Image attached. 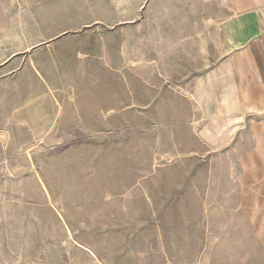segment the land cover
<instances>
[{
    "label": "rangeland",
    "instance_id": "374dc122",
    "mask_svg": "<svg viewBox=\"0 0 264 264\" xmlns=\"http://www.w3.org/2000/svg\"><path fill=\"white\" fill-rule=\"evenodd\" d=\"M69 5L0 0V264H264L258 112L214 143L181 62H139L145 30L71 29Z\"/></svg>",
    "mask_w": 264,
    "mask_h": 264
},
{
    "label": "crops",
    "instance_id": "0c3cea01",
    "mask_svg": "<svg viewBox=\"0 0 264 264\" xmlns=\"http://www.w3.org/2000/svg\"><path fill=\"white\" fill-rule=\"evenodd\" d=\"M68 9L71 18L84 20L71 29L86 30L92 27L87 23H91L116 30V34L127 27L137 33L145 30L147 41L142 33L138 45L146 53L139 62H181L184 101L189 102L187 95L192 90L198 107L209 110L214 143L228 141L230 127L247 123L248 118L239 115L258 112L259 155L252 154L261 158L264 169V0H70ZM60 38L65 37L58 36L54 47ZM121 45L124 46V39ZM74 53L78 58L77 45ZM104 76L120 78L117 81L124 88L122 72L106 69ZM138 76H144L146 83V75ZM149 78L153 82L152 73ZM155 88L153 85L151 92ZM96 92L85 91L82 102L86 106L73 109L76 119L97 115L89 106L93 102L103 103L100 108L108 110V95H103V89ZM113 93L117 101L123 100V92L121 97ZM204 136L201 140L207 141Z\"/></svg>",
    "mask_w": 264,
    "mask_h": 264
}]
</instances>
